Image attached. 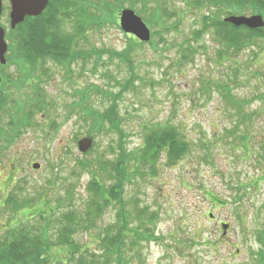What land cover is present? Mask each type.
<instances>
[{"label":"rangeland","instance_id":"rangeland-1","mask_svg":"<svg viewBox=\"0 0 264 264\" xmlns=\"http://www.w3.org/2000/svg\"><path fill=\"white\" fill-rule=\"evenodd\" d=\"M136 1L137 10L150 17L146 43L121 31L119 17L129 9L128 0H105L103 10L104 0L76 1L88 7L87 14L93 17L88 25L85 13L82 34L77 28L78 14L74 20L61 21L63 38L72 39L74 55L85 58L84 62H70L69 76L49 56L41 71L10 51L15 41L10 33V6L3 1L0 27L5 31L7 51L6 63L0 65V97L4 100L0 104V137L9 132L16 103L22 111L41 96L47 113L35 109L34 125L22 130L19 126L9 144L0 138V241L9 224L39 230L48 222V235L55 242L56 218L84 214L88 202L94 200L92 180L111 182L99 167L123 154L117 148V135L105 131L92 139V149L81 153L77 148L79 140L88 138L89 128L80 122V99L91 94L87 88L94 86V108L110 113L114 104L115 120L130 151L125 165L131 179L124 189L123 206L129 230L140 228L139 235L144 236L132 264H259L260 251L264 253V240L258 239L264 235V161L260 159L264 154V42L252 50L258 57L245 52L237 58L242 71L234 80L231 62L220 63L213 31L205 33L203 23L193 20L198 15L186 7L190 0ZM165 8L178 15L169 17ZM230 17L241 16L222 14L219 18ZM195 29L198 33L192 36ZM182 53L185 58H180ZM122 84L127 90L120 91ZM225 84L233 86L230 92L238 102L249 104L245 113L256 112L251 129L225 101L221 91ZM51 122L57 124L54 130ZM163 125L175 126L190 148L174 166L160 161L157 174L151 175L136 163L135 153L144 146L143 134ZM247 133L252 144L249 154L244 150ZM80 161L89 166L82 168ZM35 164L39 168L33 170ZM137 168L151 177L135 175ZM9 180L18 181L20 189ZM246 182L251 186L247 193ZM212 195L224 204L214 202ZM9 196L29 205L14 212ZM136 200L138 210L145 212L143 224L134 219ZM48 208L50 215L42 216ZM116 209H106L98 225L113 222ZM153 212L155 228L146 233L148 215ZM223 224L229 227L225 236ZM80 230L75 240L89 253L99 254L97 243ZM59 250L49 251L51 264H58L61 256L65 263ZM132 255L127 252L128 257Z\"/></svg>","mask_w":264,"mask_h":264},{"label":"trees","instance_id":"trees-1","mask_svg":"<svg viewBox=\"0 0 264 264\" xmlns=\"http://www.w3.org/2000/svg\"><path fill=\"white\" fill-rule=\"evenodd\" d=\"M77 0H50L45 11L36 18H27L22 24L17 25L14 30H10L13 34V39L15 45L11 44V52L19 53L26 64L32 69H40L45 65V58L48 56L50 60L58 67L62 68L66 72V76L71 75L72 71L68 69L71 61L85 60L84 55H79L78 58L73 53L72 39L63 38L61 32V21L63 20H74L76 14L80 16L78 23V31L80 34L84 30V16L87 14L88 7H85L83 3H77ZM185 1V0H184ZM190 7L187 8L192 10V13L198 15V17H192L193 20L198 18L204 25V32L209 33L210 30L213 31L214 37L219 44L218 57L220 58V63L228 61L232 66H234V80L240 76L241 64L237 62V58L242 54L250 53L255 58L258 57L257 53L252 52L253 49L260 47V43L264 42V26L260 29L251 30L244 26L235 27L232 24H228L221 20L219 17L222 14H228L231 16H241L245 18H250L252 16L261 17L264 23V0H190ZM102 4L101 10L107 6L105 0ZM130 3L129 10H132L135 15H137L143 22H149L150 17L143 10H137V1L128 0ZM145 5V4H140ZM105 6V7H104ZM108 8V7H107ZM166 9V10H165ZM164 14H168L169 17H176V10H169L165 8ZM169 12H168V11ZM86 13V14H85ZM88 15V14H87ZM93 15L87 16V23L91 25ZM74 18V19H73ZM83 18V19H82ZM147 26V25H146ZM91 27V26H90ZM198 30L191 31L192 36L197 35ZM200 47L199 49H201ZM188 49H186L187 51ZM184 51V50H183ZM189 51V50H188ZM185 53V52H184ZM48 57V58H49ZM185 58L182 53L180 58ZM230 58V59H229ZM254 58V59H255ZM84 62V61H83ZM70 68V67H69ZM36 74L35 72H32ZM134 76V75H132ZM68 78V77H66ZM232 85L221 86V91L225 95V101L233 105L237 110V115L239 121L244 120V126L248 123L250 129L254 127V115L255 113H245V110L249 104L247 102H238L234 96L231 94ZM94 86L88 87V91L91 94L81 96L80 99V109L79 118L82 124L88 125V130L86 136L93 139L96 136L104 135L106 132H112L118 137V151H122L120 155L114 162L101 163L99 170L105 172L109 175L111 182L105 184L104 181L92 180L90 184V191L94 194V200L89 201V206L86 208L84 214L75 215H61L63 220H56L54 229L57 230V237L55 242H53L48 235L49 223L46 222L41 229L37 230L35 227L25 226L19 224H9L8 228L5 229L6 232L1 237L0 241V264H51L50 260V250L53 248L60 249L63 252V257L66 260L63 263L62 256L59 258L58 264H132V259L138 256V252L134 251L140 244L144 241V236L139 235L140 228L129 230L128 228V217L124 212V194L125 186L129 183L131 175L127 171L125 161H127L128 154L125 143L122 137L124 134L119 130V125L117 120H115V115L113 109H115L114 104H111L112 111L108 113L107 111L99 112L93 106L94 102ZM127 90L126 85L122 84L120 91ZM86 92V93H87ZM231 95V96H230ZM0 97V104L2 103ZM15 102V100H12ZM28 107H24L22 111L18 109V103L13 110L14 116H11L10 126L15 130L31 128L33 123V112L35 109L40 110L41 113L46 114V105L44 98L39 96L32 101ZM244 105V106H243ZM52 106V105H51ZM17 111V112H16ZM12 115V114H11ZM243 122V121H241ZM9 126V127H10ZM54 126H57L54 122H51L50 129L54 130ZM5 136H1V141L3 144H9L10 139L20 131L13 132L12 129ZM175 126L171 127L169 125H163L161 127H156L149 129L144 135V146L140 149V152L135 155L136 163L148 170L151 175H156L157 164L164 159V163L167 166H174L176 162L187 153L188 147L190 145L185 141L183 133L174 129ZM106 131V132H105ZM247 131V130H246ZM250 131V130H249ZM114 132V133H113ZM248 132V131H247ZM248 134H244V150L249 154V149L252 144L250 140L248 141ZM253 139V138H252ZM251 139V141H252ZM92 149V148H91ZM129 152V153H128ZM125 154V155H124ZM252 155V153L250 152ZM100 159V158H99ZM260 159L264 161V154L260 156ZM80 166L87 167L89 164L80 161ZM13 169L15 167L14 162L10 165ZM106 174V175H107ZM145 176L148 173L139 172L138 168L135 171V175ZM13 175V174H11ZM151 177L150 175H148ZM11 186H16L19 190L20 187L17 186L18 181L12 182L8 181ZM244 185V191H249L250 185ZM10 186V187H11ZM211 199L218 203L224 204L220 200H217L213 195ZM8 203L12 204V210L14 212L18 211L23 205L26 207L29 204L26 201L21 203L17 202L12 197H8ZM42 204L44 201L41 202ZM116 209L115 220L110 224L105 226H99L98 223L102 220V216L105 210L114 207ZM134 206L137 209L134 219L139 223L143 224V216L145 215L144 210L139 209L138 200L134 201ZM147 213V206H144ZM59 210V207L57 208ZM52 210L50 208L44 211L42 216H49ZM139 214V218L137 217ZM150 223L145 229L146 233H151L155 228L156 214L150 213ZM56 226V227H55ZM81 229V230H80ZM84 231L90 235L91 241L97 243L99 248L98 253H89L84 245L79 244L75 240L76 233ZM134 236V237H133ZM129 238H132L128 242ZM261 241L264 240V235L258 238ZM153 240V238H152ZM84 248V252L81 251ZM262 249V247L260 248ZM132 251V256H127V252ZM259 255V264H264V253L261 250ZM66 253V256H65ZM258 259V257H257Z\"/></svg>","mask_w":264,"mask_h":264},{"label":"water","instance_id":"water-1","mask_svg":"<svg viewBox=\"0 0 264 264\" xmlns=\"http://www.w3.org/2000/svg\"><path fill=\"white\" fill-rule=\"evenodd\" d=\"M49 0H9L10 3V29L14 30L17 25L23 23L26 17H37L47 7ZM2 14V0H0V17ZM120 28L124 34L133 35L138 41L146 43L150 40V31L142 20L135 15L131 10H123L119 17ZM235 27L244 26L248 29L255 30L264 26V23L259 16L245 17H230L225 20ZM5 31L0 27V64L4 65L6 60L4 55L7 51V45L4 41ZM78 150L81 153L87 152L92 141L88 138L82 139L77 144ZM33 170L38 169V165L32 166ZM228 229L227 225H222L223 235Z\"/></svg>","mask_w":264,"mask_h":264},{"label":"flooded vegetation","instance_id":"flooded-vegetation-1","mask_svg":"<svg viewBox=\"0 0 264 264\" xmlns=\"http://www.w3.org/2000/svg\"><path fill=\"white\" fill-rule=\"evenodd\" d=\"M0 80L2 81L1 77H0ZM1 84V83H0Z\"/></svg>","mask_w":264,"mask_h":264}]
</instances>
